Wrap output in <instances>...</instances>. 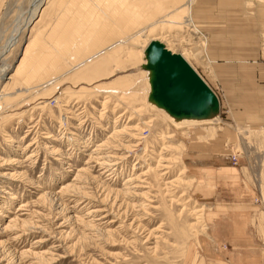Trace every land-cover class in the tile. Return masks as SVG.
Returning <instances> with one entry per match:
<instances>
[{"label":"rangeland","instance_id":"1","mask_svg":"<svg viewBox=\"0 0 264 264\" xmlns=\"http://www.w3.org/2000/svg\"><path fill=\"white\" fill-rule=\"evenodd\" d=\"M35 2L0 0V68L7 67L0 78V227L4 229L0 230V264H189L201 255L196 239L204 233L199 224L206 222V209L193 212L201 203L183 183L190 178L184 165L190 161L185 146L200 149V144L211 143L229 128L239 135L232 157L237 160L246 154L264 170V126H231L223 121L220 106L213 120L178 126L164 111L151 107L145 54L151 41H146L135 65L128 59L121 65L112 61L95 80L55 81L61 67L57 56L62 54L54 49L60 43L55 20L63 6L43 3L42 14L36 11L29 17ZM191 25L188 30L165 24L149 35L163 31V43L170 41L174 53L185 57L220 105L221 78L213 74L207 59L197 55L203 49V35L194 20ZM33 34L37 41L26 54V65L15 72ZM86 51L76 53L79 59L73 64L84 61ZM33 56L43 64L37 70L30 65ZM259 56L264 61V31ZM33 70L38 73L29 78ZM117 129L125 131L114 136L112 130ZM178 143L184 147H177ZM240 147L246 150L241 152ZM110 153L121 155L112 173L99 163V156ZM157 155L172 158L164 169L156 167ZM129 174L138 175L137 191L143 195L133 198L132 193L127 197L122 193ZM174 178L178 180L172 182ZM67 183L75 186L64 189ZM198 215L201 222L195 224ZM256 222L264 238V214Z\"/></svg>","mask_w":264,"mask_h":264},{"label":"crops","instance_id":"2","mask_svg":"<svg viewBox=\"0 0 264 264\" xmlns=\"http://www.w3.org/2000/svg\"><path fill=\"white\" fill-rule=\"evenodd\" d=\"M258 1L194 0L191 9L206 43L197 55L221 78L223 121L249 129L264 126V0ZM226 130L200 149L185 146L190 189L206 209L204 233L196 239L201 255L189 264H264V238L256 228L264 214L263 165L243 153L233 162L239 135Z\"/></svg>","mask_w":264,"mask_h":264},{"label":"bare ground","instance_id":"3","mask_svg":"<svg viewBox=\"0 0 264 264\" xmlns=\"http://www.w3.org/2000/svg\"><path fill=\"white\" fill-rule=\"evenodd\" d=\"M193 2H194V0H46L45 2H44V0H36L35 4L34 5L32 4L34 6V8L32 10L33 11L32 14L29 17H33V14L36 13V11H39L42 14V11L44 10L45 7H43V8L41 7L42 11H41V8H39V7L41 5H43V3H46L48 6H49V4L50 5L51 4H57V6H59V7L63 6L62 10H60L61 13L57 16V19L55 20V25H56V28L58 30V36L60 38V43L54 49H56V51L62 52V54L60 56H57V60L59 62H61V64H60L61 67H60V69H58L57 76H55L54 79H55V81H56V79L58 81H61V79H62V81H64L67 78L68 79L72 78L73 81L74 80L77 81L79 79L90 81V80H95L100 75L106 73V71L109 70L110 62H112V61L115 64L120 63V65H121L122 61H125L126 59H128V61L129 60L132 61L131 62L132 65H135L137 63V60L141 56V54L144 52V49L146 48L145 46L150 41H158V42L162 43L163 45H165L166 46L165 48L168 51H170L171 53H174L173 49L170 47V45H172L169 43L170 41L169 42L166 41V44L163 43V39L165 38L164 35L162 34L163 31L162 32H161V30L157 31V34H154V35L151 33L152 36L149 35V32L153 31L154 28H156L158 26H163L165 24H166V26H167V24H171V25H174V26L179 27V28L180 27H186L189 30L190 26L193 25V24L191 25V23L193 22L192 13H191ZM85 9H86V12L84 13ZM72 10H74V13L70 14V11H72ZM37 15H38V13H37ZM30 19L31 18H28V20H27V22H25V24H27V23L29 24ZM182 23H184L183 26L181 25ZM167 28L168 27H166V29ZM36 29H35V31H37ZM196 33L199 34V31L196 30ZM169 36L166 35L167 38ZM15 37L16 36L13 35L9 38L8 42L6 43L7 45L5 46L6 48L3 52V54H5V52L8 51L7 49L9 47V45L14 41ZM71 38L75 39V41L70 40ZM36 41H37V35H34L33 38L30 41H28V43L25 45L23 52H22V57L20 58V60L18 61V64L15 67L16 68L15 72H19L22 68L25 67V65H26V54L30 51L31 47L33 45H35ZM146 41H148V43H146ZM202 41H203V46H204L206 43H204L203 38H202ZM86 49H87V51L85 52V55H83L84 61L73 64V62L77 58L79 59V57H78L79 55H77L76 53H79V52L84 51ZM50 50L51 49H49V51ZM67 53H69V54L67 55ZM1 54H2V52H1ZM39 61L40 60H39L38 56H33V62L30 63L31 67L34 66L36 68L35 70H37L39 67L43 66V64L40 65ZM111 65H113V64H111ZM117 66L120 67L119 65H117ZM118 67H116V68H118ZM6 69H7V67L4 64H2V66L0 68V78H2L5 75ZM35 70H33L32 72L29 73V75H28L29 78H32L34 75H36L38 73ZM145 73H146V71H145ZM150 80H151V71L148 72L147 81H146L149 88L151 86ZM37 83H38V81H37ZM97 85H98V83H97ZM84 89H85V87H84ZM2 91H1V93H2ZM31 91H32V88H31ZM149 91H150V89H149ZM133 99L135 101V98H133ZM104 103H105V101L103 102V104ZM148 104L151 107H154L155 109L157 108L160 111H164V113L167 114V116L170 118V120L178 126L182 125L184 123L185 124L186 123H190V124L194 123L195 124L196 122L199 123V122H204L207 120H213L212 118L215 117V113H211L207 117L184 115V114L177 116V115H173V114H170L169 112H167L164 109V107L159 105L153 99H151ZM122 128H125V127L122 126ZM112 131H113V134L115 136V134L117 135L119 132L125 131V129L124 130L117 129V130H112ZM47 137L49 138L50 136L47 135ZM118 138H120V137H118ZM73 141H75V140H73ZM102 143H104V142H102ZM102 143H99L97 146H99V145L101 146ZM126 146H133V145L127 144ZM164 146H165V150L167 151L168 145H164ZM178 146L181 148L184 147L182 143L181 144L178 143L177 147ZM104 147H105V145H104ZM106 147H109V146H106ZM95 148H97V147H95ZM100 154H102V153H100ZM88 156H91L90 153L88 154ZM99 157L102 158L101 159L102 161L99 163L104 165L105 167H107V169H108L107 171H109L111 173L115 171V169H113V166L120 163V160H121V155H117L116 153H112V154L110 153L109 155L107 154L106 156L102 155V157L101 156H99ZM164 157L157 155L156 160H154L156 163V167H160L161 169H164L166 167L165 165L172 159V158L170 159V158H167V157L164 158ZM114 160H116V161H114ZM163 162H165V163H163ZM181 170L182 171L179 172V174H178L179 176L182 175V172L184 171L183 168ZM163 174H165V172ZM129 175L130 176L127 177L125 180L126 184H124V186H126V188H125L124 192H122V193H124L125 196L126 195L129 196V194L132 193L133 198H134L135 194H139V196H140V194L143 195V193H140L137 191V190H139L137 188L139 185L136 183L137 181H139V178L136 177L138 175H136V176L131 175V174H129ZM6 176L8 177V175H6ZM77 176H78V174H77ZM81 177H82V175H81ZM176 180H178V178H174L172 180V182H174V181L176 182ZM183 181H184L183 183H185L186 186H191L193 184L192 178L184 179ZM79 182H80V179H79ZM70 185H71L70 183H67L66 186H64L63 188L65 189V187H69ZM73 186H75V185L73 184ZM73 186L71 185L70 187L73 188ZM72 191H73V189H72ZM118 192H121V190ZM62 193H65V192H62ZM42 196H44V194ZM50 200H51V198H50ZM179 200H181V199H178L177 201H179ZM188 201L189 200L186 199L185 202L182 203V205H185ZM126 204H128V203H126ZM137 204H139V203H137ZM130 206L131 205H129V207ZM131 209H132V207H131ZM202 210H203L202 206H198L197 208H195L193 210V212L195 214H198L199 212L201 213ZM196 218L199 219L200 218L199 215L196 216ZM10 221H11V219H10ZM198 222L199 223L201 222V218H200V221L195 220L194 223L198 224ZM9 224L7 223V225H9ZM199 225H200L201 229H205L204 224L201 225V223H200ZM12 227H13V225H12ZM1 228L2 227H0V230H1ZM9 229H10V227H9ZM2 230H4V229L2 228ZM5 230H6V228H5ZM0 233H1V231H0ZM0 240H2V239H0ZM0 243H2V241H0ZM3 244H5V243H3Z\"/></svg>","mask_w":264,"mask_h":264},{"label":"water","instance_id":"4","mask_svg":"<svg viewBox=\"0 0 264 264\" xmlns=\"http://www.w3.org/2000/svg\"><path fill=\"white\" fill-rule=\"evenodd\" d=\"M145 54L151 71L150 99L177 116L217 115L218 97L180 54L158 41H151Z\"/></svg>","mask_w":264,"mask_h":264},{"label":"built area","instance_id":"5","mask_svg":"<svg viewBox=\"0 0 264 264\" xmlns=\"http://www.w3.org/2000/svg\"><path fill=\"white\" fill-rule=\"evenodd\" d=\"M231 159L233 160V162H235L236 157L235 156L232 157V155H231Z\"/></svg>","mask_w":264,"mask_h":264}]
</instances>
